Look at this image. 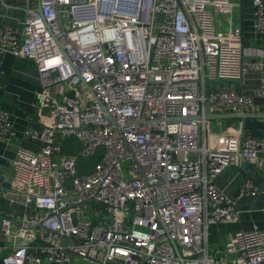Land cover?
I'll return each instance as SVG.
<instances>
[{
  "label": "built area",
  "instance_id": "obj_1",
  "mask_svg": "<svg viewBox=\"0 0 264 264\" xmlns=\"http://www.w3.org/2000/svg\"><path fill=\"white\" fill-rule=\"evenodd\" d=\"M25 2L20 28L0 25V52L36 67L32 105L41 129L24 135L42 146L18 147L11 161L9 189L26 211L0 217L12 240L0 264H264V227L256 223L227 235L231 260L208 250L210 225L238 223L236 199L259 190L247 178L231 197L216 177L241 159L264 177V129L259 138L207 136V115L256 113L255 99L264 98V50L245 48L239 27L219 30L218 13L239 3ZM252 8L264 41V0ZM249 69L260 73L250 93L208 86L239 81ZM13 134L0 107V141ZM70 137L79 155L101 150L87 174L64 150Z\"/></svg>",
  "mask_w": 264,
  "mask_h": 264
},
{
  "label": "crops",
  "instance_id": "obj_2",
  "mask_svg": "<svg viewBox=\"0 0 264 264\" xmlns=\"http://www.w3.org/2000/svg\"><path fill=\"white\" fill-rule=\"evenodd\" d=\"M239 3L229 14L218 13L219 30L222 34L239 27L245 48L264 50L263 39L253 31L252 0H232ZM36 6V4H35ZM26 14L25 0H0V25L21 27ZM0 107L8 112L14 134L10 142L0 141V217L7 213L19 216L26 211L20 196L10 191V167L18 147L38 150L42 142L24 135L26 129L40 130L35 108L34 91L38 88V75L33 61L17 58L0 52ZM213 88H233L250 93L260 87V73L256 69L247 70L239 81H221ZM224 82V83H223ZM211 87V86H210ZM259 110L264 114V98H256ZM232 113L212 114L208 119L207 136L212 142L221 132H235L242 137L259 138L264 129V116L239 118ZM251 178L258 185V193L236 199L239 211L238 223H216L209 227L208 250L216 258L231 260L235 253L228 234L252 223L264 227L261 209L264 206V177L261 172L244 159L227 167L215 179L216 186L225 194L234 197L245 179ZM6 196H3V193ZM14 200L13 202L10 199ZM14 224L13 229L16 228ZM12 246V240L0 232V258Z\"/></svg>",
  "mask_w": 264,
  "mask_h": 264
},
{
  "label": "rangeland",
  "instance_id": "obj_3",
  "mask_svg": "<svg viewBox=\"0 0 264 264\" xmlns=\"http://www.w3.org/2000/svg\"><path fill=\"white\" fill-rule=\"evenodd\" d=\"M222 82H213L209 84L208 86L216 87L220 85ZM224 83V82H223ZM65 147L70 148L73 150V153L77 156V162H76V169L78 174H87L89 173L94 166L97 164L98 159L100 158L101 150L99 149L97 151L96 155L91 156H82L78 153V142L74 137H70L65 140ZM127 163H123V169H126Z\"/></svg>",
  "mask_w": 264,
  "mask_h": 264
},
{
  "label": "water",
  "instance_id": "obj_4",
  "mask_svg": "<svg viewBox=\"0 0 264 264\" xmlns=\"http://www.w3.org/2000/svg\"><path fill=\"white\" fill-rule=\"evenodd\" d=\"M39 7H40V4H39V1H37L36 7H35V10L37 12L39 11ZM229 115H230V117H239L242 119L251 118V117H263L264 116V114H261V113H232ZM206 118L209 119L211 117L209 115H207Z\"/></svg>",
  "mask_w": 264,
  "mask_h": 264
},
{
  "label": "trees",
  "instance_id": "obj_5",
  "mask_svg": "<svg viewBox=\"0 0 264 264\" xmlns=\"http://www.w3.org/2000/svg\"><path fill=\"white\" fill-rule=\"evenodd\" d=\"M64 150H65L66 152H73V150H72V149H70V148H67V147H65V148H64Z\"/></svg>",
  "mask_w": 264,
  "mask_h": 264
}]
</instances>
